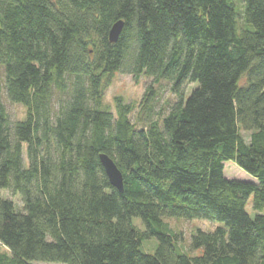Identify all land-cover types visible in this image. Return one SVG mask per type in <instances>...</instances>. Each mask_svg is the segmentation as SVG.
<instances>
[{"label":"trees","instance_id":"obj_1","mask_svg":"<svg viewBox=\"0 0 264 264\" xmlns=\"http://www.w3.org/2000/svg\"><path fill=\"white\" fill-rule=\"evenodd\" d=\"M115 74L167 83L165 114L151 86L104 107ZM165 219L220 226L185 252ZM0 264H264V0H0Z\"/></svg>","mask_w":264,"mask_h":264},{"label":"rangeland","instance_id":"obj_2","mask_svg":"<svg viewBox=\"0 0 264 264\" xmlns=\"http://www.w3.org/2000/svg\"><path fill=\"white\" fill-rule=\"evenodd\" d=\"M237 5L241 4V0H235ZM151 86L154 90V95L156 98V103L154 106V114L152 116L153 120H158L163 116L167 109V102L173 99V96L169 92V85L165 82L154 83L152 79L147 77H140L134 80L131 76L115 74L110 86L106 89L102 101V105L114 113L115 111V101L116 97L122 98L125 104H131L134 106V114L130 116L131 121L134 120L135 112L139 110L141 101L145 94L146 89ZM192 86H189V89ZM68 95H61L60 97L55 95L53 100L54 107H58L61 101H65ZM2 103L5 108L6 114L10 124L18 121H22L25 118L26 110L23 106L19 104L12 103L3 91ZM243 137L247 140L248 134L242 132ZM25 158V157H24ZM224 177L227 179H236L239 181H251L252 178L237 167L233 162L224 163ZM4 195L12 200L17 207L20 206L19 199L13 197L6 192ZM246 211L252 217L254 214L251 209V199L246 205ZM170 230L176 234H179L181 239L178 242V247L185 252H188V245L190 235L197 229L211 232L216 227L220 226L219 223H212L202 220L194 221H184L176 219H165ZM132 224L137 226L138 229H142L139 219H132ZM156 246L155 239L148 241H143L141 244L142 252L146 254H152Z\"/></svg>","mask_w":264,"mask_h":264},{"label":"water","instance_id":"obj_3","mask_svg":"<svg viewBox=\"0 0 264 264\" xmlns=\"http://www.w3.org/2000/svg\"><path fill=\"white\" fill-rule=\"evenodd\" d=\"M122 28H123L122 21H118L113 24L108 34V40L110 43H115L117 41L122 31ZM99 160L110 186L115 188L118 192L122 193L123 176L121 172L118 170L114 162L106 155L104 154L99 155Z\"/></svg>","mask_w":264,"mask_h":264}]
</instances>
